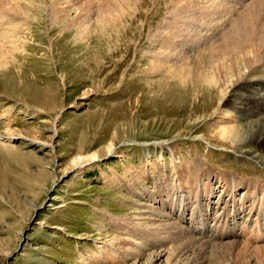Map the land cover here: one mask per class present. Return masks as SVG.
<instances>
[{"label": "rangeland", "instance_id": "obj_1", "mask_svg": "<svg viewBox=\"0 0 264 264\" xmlns=\"http://www.w3.org/2000/svg\"><path fill=\"white\" fill-rule=\"evenodd\" d=\"M33 1L0 69V264H264L261 192L248 184L264 165L219 133L238 123L226 98L172 76L254 0H204L201 22L176 26L173 0H141L82 39L54 23L65 5ZM67 1L96 28L97 0ZM190 238L197 252L177 260Z\"/></svg>", "mask_w": 264, "mask_h": 264}, {"label": "bare ground", "instance_id": "obj_2", "mask_svg": "<svg viewBox=\"0 0 264 264\" xmlns=\"http://www.w3.org/2000/svg\"><path fill=\"white\" fill-rule=\"evenodd\" d=\"M22 1L23 0H0V19H4L2 22L0 21V69H4L13 61V59H9L7 55L15 58L13 53L22 49L19 44L21 42H18L17 39L20 38L22 30H30L29 22L25 21L24 17L29 19L32 12H36L38 9V6H36L37 4H35L33 0H24V4ZM60 1L61 0H57V3L54 5H65V9H60L58 12L54 9V12H56L55 14L57 15L66 10V13L63 16L60 15L59 20H53L54 23L59 26H65V24H67L70 27H77L76 37H80L81 39L83 37L85 38L91 31L97 34L101 30L103 34H105V32L109 31V25L116 24L117 21L124 23L122 17L126 16L127 13H131L132 10L137 8V4L141 2V0H97L95 5V9L98 11L96 18L97 24L96 26L94 25L96 27L94 28L90 23L87 24L89 20L85 17V13L83 14L81 10L78 12L77 7H75L73 3L72 5L69 3L71 1ZM91 2H93V0H90L86 6L88 7V4L91 5ZM173 4L175 6V11L169 19V23L173 24L171 26H176L181 20H183V23H187L188 19H190V21L201 22L199 17L206 8L204 0H173ZM71 8L73 10L75 9L76 15L72 16L73 11ZM82 10H84V7ZM204 12L206 13L207 11L205 10ZM11 15H14L13 17L15 18H20L19 16H21L23 20L20 19L17 23H13L14 20H6L9 19ZM77 15L78 17H76ZM232 19L233 21L230 20L228 25L229 28L223 24L221 25L224 30L218 41H214V43L210 45H207L206 42L204 43L206 44L205 46H197L194 49L196 51L199 47V52H196L197 56L192 59L189 58V61L185 59V61L183 60L184 62L180 61L181 63L177 64L176 70L172 71V76H178L180 82H186L188 79H192L197 86L206 87L210 92H217L221 100L226 98L228 105L231 106L237 114H235L234 123H238L227 127L221 126L219 133L235 150L242 154L260 159L264 165V157L258 153L255 147L257 145L264 146V117H260V115L264 113V72L257 70L256 67L261 60L264 59V0H254L251 5L241 10L240 13H237L235 18ZM83 24L86 25L84 26ZM13 26L17 28H14L12 32L9 28ZM167 31L168 34L173 36L177 34L176 29H171L170 26ZM219 34L221 33H218V35ZM162 36L166 37L168 35ZM162 47H165V43L161 40V48ZM180 59H183V57ZM155 61L154 69H160V67L164 65L162 58H158ZM37 112L38 110L34 111L36 114ZM8 134L10 137L14 136V132L11 133L10 131ZM32 141H34L35 144L53 146L51 142L47 141L44 142L34 139H32ZM109 150L114 153V145L110 146ZM147 155L146 160H149L150 156ZM94 159H97L96 154H90L86 157L79 156L74 160L73 164L74 167H77L84 160ZM229 180L231 184L233 183V188H236V175L231 174ZM261 181L259 178H256L253 183L250 181L251 183L248 184L256 188L255 193L260 190L261 196L259 205L260 209H264V179ZM234 222L236 221L234 220ZM240 231L241 236L244 235L246 238L248 231ZM260 232L262 238H264V232ZM194 247L195 239L190 238L187 243H183L181 247H178L179 250H175L177 260L185 255L188 256V254H190L188 253L189 251H192V253L197 252L194 250Z\"/></svg>", "mask_w": 264, "mask_h": 264}]
</instances>
